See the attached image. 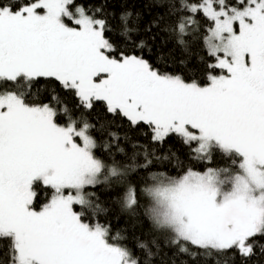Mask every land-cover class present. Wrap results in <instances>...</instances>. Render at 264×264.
I'll return each mask as SVG.
<instances>
[{
  "label": "snow or ice",
  "instance_id": "snow-or-ice-1",
  "mask_svg": "<svg viewBox=\"0 0 264 264\" xmlns=\"http://www.w3.org/2000/svg\"><path fill=\"white\" fill-rule=\"evenodd\" d=\"M110 4L0 0V264H142L108 226L85 222L105 211L85 190L127 185L122 207L135 214L130 178L160 159L157 145L173 136L201 160L216 151L238 157V170L151 173L144 214L176 251L169 257L140 244L141 251L159 264H176L178 254L189 258L181 264H259L264 0H168L146 24ZM162 25L185 49L190 37L202 40L203 67L182 61L190 80L146 55V34ZM198 73L207 74L204 86ZM95 131L107 136L104 158L93 154ZM44 188L51 198L36 210ZM77 204L83 211L73 210Z\"/></svg>",
  "mask_w": 264,
  "mask_h": 264
},
{
  "label": "trees",
  "instance_id": "trees-1",
  "mask_svg": "<svg viewBox=\"0 0 264 264\" xmlns=\"http://www.w3.org/2000/svg\"><path fill=\"white\" fill-rule=\"evenodd\" d=\"M167 2L168 0H111L109 11L119 13L122 8L126 7L129 11L141 14L143 22L146 24L165 11L163 7L157 5L161 3L166 4ZM200 23L203 27H207L205 22L200 21ZM146 35L149 38L150 47L152 48L151 53H146V55L150 57L154 66L160 68L162 71L181 74L190 80L192 78L191 73L186 71L182 61H187L188 68H191L193 66L203 67L200 63L201 59L207 60V53L203 47L202 40L197 44L192 42V38L190 37V48L185 49L183 46H178L176 42L177 37L165 29L163 25L161 28H154L152 33ZM153 35L155 36L154 41L151 40ZM207 62L212 63L214 61ZM213 74L220 75L222 72L217 69ZM196 78L202 86L207 83L206 73H198ZM94 115L95 113H93ZM116 123L119 125L120 122L117 121ZM97 128H99V125H97ZM110 130L115 131L116 127ZM91 134L97 140V148L93 149V154L97 158L108 156V152L103 147V143L107 139L106 134L100 131H95ZM141 143H143V140H141ZM192 147L194 148L195 144ZM157 149L156 157H160V159L154 158L153 164L148 169L138 170L130 178L129 183L135 187V194L138 200V207L135 210V214L122 207V198L127 185L109 189L107 185L101 184L95 187L90 186L85 190L86 192H95L96 202L105 209V211L96 215L89 212L85 215V222L90 224L100 223L108 226L110 229V237H116L118 234L120 244L128 248L135 258L141 260L142 264H159V259L153 257L149 260L146 254L139 248L140 244H147L154 253L158 251L156 245H159L161 252H166L169 257H172V253L176 251L174 246L167 243V234L157 229L148 216L144 214V208L148 204V197L143 192V189L151 184L149 175L151 173H164L171 177H177L183 175L189 169L196 172H204L208 168H230V170L236 171L238 170L239 164L238 157H229L219 151L214 152L211 159H198L191 152V149L183 145L176 136L168 139L162 146L157 145ZM172 153H175V156H172ZM166 156L169 158L164 159L163 157ZM233 160L236 161L235 164H233ZM110 162L111 157L108 158L106 163ZM139 162L143 163V160L141 159ZM51 195L52 190L44 188L35 203V208L37 210L41 208L51 198ZM73 208L77 212L83 211L78 204L73 205ZM188 259L186 255L178 254L175 257V262L176 264H181L182 260ZM253 259L255 260L257 258L254 257ZM169 264H172L171 259L169 260ZM208 264H213V262L209 261ZM259 264H264V257H259Z\"/></svg>",
  "mask_w": 264,
  "mask_h": 264
},
{
  "label": "rangeland",
  "instance_id": "rangeland-1",
  "mask_svg": "<svg viewBox=\"0 0 264 264\" xmlns=\"http://www.w3.org/2000/svg\"><path fill=\"white\" fill-rule=\"evenodd\" d=\"M77 143H80L79 139H77ZM146 187H147V186H146ZM68 191H72V190L67 189V190L65 191V194H67ZM49 199H50V198H49ZM148 203H149V198H148ZM39 209H40V208H39ZM39 209H38V210H39ZM36 210H37V209H36ZM73 210L76 211L74 208H73ZM110 242H112V241L110 240ZM121 246L125 247V246L122 245V244H121Z\"/></svg>",
  "mask_w": 264,
  "mask_h": 264
}]
</instances>
